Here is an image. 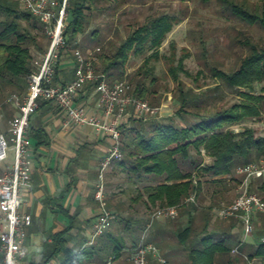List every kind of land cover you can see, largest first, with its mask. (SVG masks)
<instances>
[{
    "label": "trees",
    "instance_id": "trees-1",
    "mask_svg": "<svg viewBox=\"0 0 264 264\" xmlns=\"http://www.w3.org/2000/svg\"><path fill=\"white\" fill-rule=\"evenodd\" d=\"M87 1L67 0L69 20L64 29V36L68 48L76 43L79 34L84 33L85 21L88 18L86 10L91 8L89 5L91 2ZM220 1L226 3L230 11L241 19L251 23L259 22L264 27V7L260 14H255L228 0ZM0 16V82L20 87L19 81L26 79L28 81L29 75L38 68L36 61L33 60L32 46L44 50L38 43L34 29L39 28L44 32L42 34L45 36L47 34L41 21L22 7L19 0H0ZM174 22L175 18L168 13L149 18L128 33L115 51L110 54L97 52L96 69L107 73L108 77H114V70L119 69L121 76L125 72L124 66L129 53L132 51L138 54L147 47L151 53L144 60V64L145 62L147 64L150 58L159 57V48L167 33L172 30ZM88 38L99 39L95 29L88 34ZM246 44L249 48L248 53L241 57L236 69L229 72L219 68L210 69L215 78L235 89L238 101L229 106L219 107L211 114L194 113L195 121L185 125L176 124L173 117L167 120H159L157 117L146 120L133 117L128 126L122 128L120 124L123 157L115 162L120 166H128L138 178L144 175L158 182L154 185H144L143 192L139 191L136 194L139 199L146 196L143 199L146 208L149 205L153 206L152 210L164 205H178L181 210L191 205L199 212L201 210L195 204L196 201H185L189 195L194 193L196 200L206 192L211 193L212 197H220L228 189L226 179L210 178L211 176L231 173L235 164H246L254 158L264 156V135H256L253 127H245L243 130L234 128V124L245 118L264 115V47L250 42ZM88 49L87 47L81 50L86 52ZM188 56V53L181 54L177 58V63L169 66V72L175 80L178 79L179 72L189 75L184 63ZM167 59L171 63L174 62L170 56ZM100 62L103 64L101 69L98 68ZM198 72L201 73L200 70ZM190 90L185 91L183 86L179 87L180 106L175 113L181 118L183 113L189 112L188 108L193 104L196 107L195 100L199 98L190 96ZM151 92L143 80H136L131 91L138 97H146ZM206 155L211 157V162L204 161ZM208 179L210 182H206ZM261 187H264V182ZM213 207V204H209L204 209L207 211L205 213L207 218L204 220L202 234L197 244L190 246L187 264H233L234 258L229 255L233 224L224 231L207 229L210 226L208 213ZM191 212L189 209L187 223L178 231L177 238L180 243H185L196 231ZM196 212L194 211V214ZM115 218L121 222L124 220L126 223L133 222V228L141 224L144 230V225L146 226V219L137 220L132 217L126 220L119 216ZM70 228L71 225H68L50 234L51 241L44 243L43 257L39 264H46L50 260L62 264L59 263L57 256L66 251L64 248ZM257 232L256 245L246 248L243 243L241 248H246L250 258L256 257L260 264H264V242L261 241L262 236L258 235L261 232ZM110 237L111 233H106L104 240L99 243L107 244L111 241ZM237 242L239 244L241 241ZM137 243L135 242L133 246ZM78 256L89 260L85 264L90 263L94 249L86 251L82 248Z\"/></svg>",
    "mask_w": 264,
    "mask_h": 264
},
{
    "label": "rangeland",
    "instance_id": "rangeland-1",
    "mask_svg": "<svg viewBox=\"0 0 264 264\" xmlns=\"http://www.w3.org/2000/svg\"><path fill=\"white\" fill-rule=\"evenodd\" d=\"M88 1L91 2L90 4L88 3L91 8L86 10L88 18L85 21L84 33L78 35V40L71 47H65V49L61 50L60 54L63 55L62 57L59 56L60 59L58 58L60 62L66 60L68 57L65 54L73 53L72 51L75 47H80L81 49L100 47L99 52L110 54L116 50L128 33L149 18L162 13H168L175 18L176 23L174 22L172 30L167 33L159 48V57L150 58L147 64L146 62L144 64V60L150 55L151 50L147 47L138 54L131 51L125 63L123 75L120 76V70L116 69L117 71L114 70L113 72L114 77H108L110 82L116 80L127 82L131 95H133L131 91L136 80H143L144 85L152 92L141 98L148 101L150 105L161 108V113L157 115L159 120H167L169 117H173V121L176 124L185 125L195 121L194 113L211 114L219 107L229 106L238 101L239 97L235 89L215 78L211 74L210 69L219 68L227 72L236 69L241 57L248 53L249 48L246 42L264 47V27L259 22H247L236 16L230 11L227 4L220 0ZM228 1L242 6L248 12L255 14H260L264 7V0ZM94 29L100 31L98 40L88 38V34ZM33 32L38 36L39 45L44 48V50H41L36 46H32L33 60L36 61L38 66L41 62V57L50 45V38L42 34L43 31L39 28L34 29ZM183 53H188L189 55L184 60L185 69L189 72V75L179 72V77L175 80L169 72V66L176 64L177 58ZM168 56L174 59L173 63L167 59ZM98 68H103L101 62L98 64ZM199 70L201 73L198 72ZM19 85L20 87H15L7 82H0V103H2V109L5 107L6 109L9 108L7 105L11 104L3 103L8 96L17 94L22 97L25 94L28 86L27 79L20 80ZM182 86L185 91L191 89L189 92L190 96H198L199 98L195 100L196 107L193 104L188 108L189 112L183 113L184 115L181 118L175 112L180 106L178 96L179 87ZM6 111L8 113V110ZM245 127H253L256 135H264V115L256 118H245L240 123L234 124L235 130H243ZM258 159L254 158L253 161ZM12 161L13 150L9 152V158L5 162L10 163ZM238 165L240 163L235 164L233 167V175L236 178L233 180L237 182V185L240 183L241 177L235 174L234 169ZM206 182H210L209 179ZM232 182L220 197H212L211 193L205 191L206 194L197 199L195 203L198 209L200 208L201 210L199 212H196V209H193L190 205L179 210L175 218H162L153 221L151 227L147 230L146 239L158 246L163 256L167 259V264H187L190 246L196 245L201 237V229L205 218H207L205 214L207 211L205 212L204 209L209 204H213L214 207L208 213L210 226L207 229L224 231L233 224L231 242L229 241L231 247L229 255L234 258L233 264H247L242 255L233 251V248L238 244L237 241H241L244 236L243 224L237 218H222L218 215V209L222 207V204L229 203L238 195V189L235 191ZM262 183V179H252L251 190L264 199ZM189 209L192 210L191 214L194 217L196 231L190 235L185 243H180L177 234L187 223ZM150 211L153 210L148 207V212ZM194 211L196 212L195 214ZM257 217L259 224L256 221L254 222V233L257 231V233L261 232L258 235L264 237V213H259ZM133 227V222L126 223L125 220L121 222L115 218L108 231L96 238L94 245L84 242V236L80 237L81 240L78 239V236L82 235L79 233L76 236L77 241L72 246L73 248L67 249L69 244H66L64 248L66 251L57 256L58 261L62 264H85L89 260L82 257L79 258L78 252L82 248L86 251L92 248L94 249V256L91 261L101 262L109 256H115L116 252L120 250L116 257L117 264H126L127 257L138 243L135 246L133 244L140 241L144 232L141 224L136 225L135 228ZM108 232L111 233V241L101 245L99 243L101 238ZM254 233L246 237L244 241L246 248L256 245V233ZM115 248H118V250H115ZM246 248L240 247V251L248 254ZM32 259L33 256L28 255L24 259L23 264ZM148 264L163 263L149 254Z\"/></svg>",
    "mask_w": 264,
    "mask_h": 264
},
{
    "label": "built area",
    "instance_id": "built-area-1",
    "mask_svg": "<svg viewBox=\"0 0 264 264\" xmlns=\"http://www.w3.org/2000/svg\"><path fill=\"white\" fill-rule=\"evenodd\" d=\"M19 1L22 7L41 21L44 31L50 38V45L41 57L38 68L29 75L25 94L22 97L12 94L3 102L11 103L18 112L8 120L6 132H0V264H23L28 254L26 237L27 229L32 224V216L21 207L24 190L31 188L29 120L37 110L40 100L52 101L62 109L66 115L65 125H91L96 130L111 136L112 146L102 160V170L123 157L120 124L128 112L133 117L143 120L157 117L161 113L160 107L152 106L145 99L131 95L127 82L123 80L110 82L105 72L96 69L97 52L100 51V47L88 49L86 52L76 47L74 77L64 84L54 83L56 63L61 50L66 47L64 29L68 2L67 0ZM86 83H93L99 93L101 115L90 112L84 104L76 103V95ZM1 108L2 103L0 110ZM11 150H13V161L6 163ZM235 172L241 177L237 186L238 195L229 203L222 204L218 209V215L222 218L239 219L243 224L244 236L233 251L242 255L247 264H260L258 258H250L247 253L240 251V247L246 237L254 233L256 216L264 213V199L251 190L252 179H264V158L240 164L235 168ZM94 196L99 202L100 211L86 241L89 245L107 232L115 219L114 213L106 207L102 178L97 184ZM185 201L195 202V194L189 195ZM178 213V205L154 208L141 239L127 257L126 264H148L149 254L161 263L167 264V259L158 246L146 239V233L155 219L175 218ZM261 241L264 242V237ZM117 262L115 256H109L101 262L93 261L87 264H117ZM46 264H56V262L50 260Z\"/></svg>",
    "mask_w": 264,
    "mask_h": 264
},
{
    "label": "crops",
    "instance_id": "crops-1",
    "mask_svg": "<svg viewBox=\"0 0 264 264\" xmlns=\"http://www.w3.org/2000/svg\"><path fill=\"white\" fill-rule=\"evenodd\" d=\"M68 20L67 13L66 23ZM96 33L100 37V31ZM72 52L65 54L68 57L66 60H57L54 83L64 84L74 77L76 60L74 50ZM75 100L76 103L84 104L90 112L102 114L99 93L93 83L84 84ZM7 106L9 108L0 110V132H6L8 120L18 112L14 105ZM132 118L128 112L122 119V128L128 126ZM65 119L64 111L47 100H40L37 110L30 116L31 188L24 190L21 208L32 216V224L27 229L26 245L27 256L32 255L33 259L26 264H39L43 257L44 243L51 241L50 234L68 225H71L66 237L69 247L75 244L79 233L82 235L78 239L83 236L84 242L89 239L92 225L100 211L94 195L101 178L106 207L115 216L126 220L132 217L137 220L146 219L147 223L152 212H148L145 207L143 199L146 196L139 199L136 194L143 192L144 185L158 182L144 175L138 178L128 166H120L115 161L102 170V160L112 146L111 136L91 125H65ZM211 160L210 156L204 157L206 163ZM210 178L226 179L228 186L233 181V187L237 190L233 170ZM255 221L259 224L257 216Z\"/></svg>",
    "mask_w": 264,
    "mask_h": 264
}]
</instances>
